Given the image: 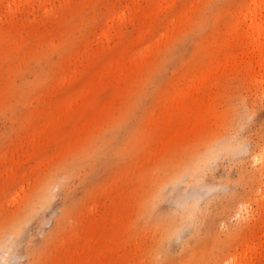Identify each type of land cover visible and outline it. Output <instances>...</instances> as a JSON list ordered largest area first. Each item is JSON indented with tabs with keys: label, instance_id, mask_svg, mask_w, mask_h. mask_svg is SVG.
Wrapping results in <instances>:
<instances>
[{
	"label": "rangeland",
	"instance_id": "374dc122",
	"mask_svg": "<svg viewBox=\"0 0 264 264\" xmlns=\"http://www.w3.org/2000/svg\"><path fill=\"white\" fill-rule=\"evenodd\" d=\"M0 264H264V0H0Z\"/></svg>",
	"mask_w": 264,
	"mask_h": 264
},
{
	"label": "bare ground",
	"instance_id": "6f19581e",
	"mask_svg": "<svg viewBox=\"0 0 264 264\" xmlns=\"http://www.w3.org/2000/svg\"><path fill=\"white\" fill-rule=\"evenodd\" d=\"M257 29H260V27H256Z\"/></svg>",
	"mask_w": 264,
	"mask_h": 264
}]
</instances>
